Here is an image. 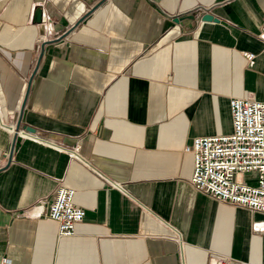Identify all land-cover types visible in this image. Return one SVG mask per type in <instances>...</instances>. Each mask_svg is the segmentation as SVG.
Here are the masks:
<instances>
[{
    "label": "crops",
    "instance_id": "1",
    "mask_svg": "<svg viewBox=\"0 0 264 264\" xmlns=\"http://www.w3.org/2000/svg\"><path fill=\"white\" fill-rule=\"evenodd\" d=\"M263 22L264 0H0V263L264 264V212L197 189L185 151L264 99Z\"/></svg>",
    "mask_w": 264,
    "mask_h": 264
},
{
    "label": "built area",
    "instance_id": "2",
    "mask_svg": "<svg viewBox=\"0 0 264 264\" xmlns=\"http://www.w3.org/2000/svg\"><path fill=\"white\" fill-rule=\"evenodd\" d=\"M259 37L264 40V22ZM249 60L256 54L245 51ZM233 130L228 134L195 137L185 151L193 154L192 184L219 201L264 212V99H230ZM26 136L35 138L31 133ZM76 190L60 186L48 209L60 236L75 234L86 211L75 203ZM264 228V221L256 223ZM0 264H14L5 258ZM214 264H251L217 255Z\"/></svg>",
    "mask_w": 264,
    "mask_h": 264
},
{
    "label": "water",
    "instance_id": "3",
    "mask_svg": "<svg viewBox=\"0 0 264 264\" xmlns=\"http://www.w3.org/2000/svg\"><path fill=\"white\" fill-rule=\"evenodd\" d=\"M215 17H214V15L213 14H211V13H206L205 15H204V19L205 20H213ZM29 131H35V129L34 128H31V127H29V129H28ZM16 138H17V135H14V142H13V146H14V144H15V140H16Z\"/></svg>",
    "mask_w": 264,
    "mask_h": 264
}]
</instances>
